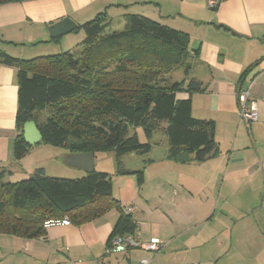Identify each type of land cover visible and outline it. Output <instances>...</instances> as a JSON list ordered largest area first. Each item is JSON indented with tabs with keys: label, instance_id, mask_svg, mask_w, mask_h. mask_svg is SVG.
<instances>
[{
	"label": "crops",
	"instance_id": "crops-1",
	"mask_svg": "<svg viewBox=\"0 0 264 264\" xmlns=\"http://www.w3.org/2000/svg\"><path fill=\"white\" fill-rule=\"evenodd\" d=\"M112 9L118 13L112 15ZM103 11L116 29L123 28L124 14L136 13L188 35L184 59L188 75H184L181 65L173 70L181 72L178 81L194 78L201 82L202 90L190 96L192 115L213 122V136L219 150L210 159L216 160L215 166L219 168L217 172L203 173L204 178L198 175L189 178L190 185L178 177L176 186L167 187L169 184L163 180V174L171 159L167 156L166 124L161 123L156 130L165 134L167 142L162 154L153 153L159 145V140L154 139V130L144 141L151 145L147 153L115 155L117 184L114 186L111 182L112 196L122 208H131L137 239L141 243L159 239L164 244L161 253L155 255L139 248L140 253L133 257L130 249L116 248L105 254L106 242L120 216L119 209L111 208L87 222L65 225L56 221L46 225V234L40 238L0 234V264H109L110 255L115 257L113 264H119L126 252L129 264H138L142 258L150 259L153 264H264V216L251 218L243 209H238L239 214L235 216V206L230 199L238 186L232 191L230 186L223 185L240 175L244 185L253 187L251 192L264 190V0H219L215 9L208 8L206 0L6 3L0 5V51L29 59L40 53L35 51L37 48L43 49L49 42H57L62 49L67 45L64 38L74 30L60 39L48 41V25L64 17L81 25ZM247 89L256 101L257 111L256 121L249 125L240 117L243 92ZM176 97L184 99L188 94L180 92ZM17 108V69L0 62L2 181L27 177L37 167H43L48 173V160L61 163L69 153L63 147L40 141L16 158ZM133 132L137 134L136 129ZM46 152L50 156L45 158L42 155ZM136 171L144 173L141 185L133 175ZM220 172L224 173V180L227 179L218 189L213 177ZM85 174L84 170L77 171V177ZM241 202L249 208V200ZM242 203L237 208L242 207ZM256 208H264V192L254 202L253 209ZM193 252L194 260H188Z\"/></svg>",
	"mask_w": 264,
	"mask_h": 264
},
{
	"label": "trees",
	"instance_id": "trees-1",
	"mask_svg": "<svg viewBox=\"0 0 264 264\" xmlns=\"http://www.w3.org/2000/svg\"><path fill=\"white\" fill-rule=\"evenodd\" d=\"M24 1L29 0H0V5ZM78 27L85 38L77 51L29 59L0 51V62L17 69L16 158L30 148L22 135L28 120L34 121L41 142L69 153L144 154L150 143L131 131L139 127L149 139L161 123L166 124L171 160L203 162L218 153L213 122L192 115L190 96L202 90L201 82L169 77L179 65L188 75L185 32L136 13L124 14L123 28L116 29L105 11ZM180 92L188 97L178 99ZM133 175L138 185L144 182L143 171ZM111 208L119 209L120 216L106 246L115 236L135 231L131 215L112 196L108 173L62 178L37 167L20 180H0V234L40 238L48 221L67 217L79 224Z\"/></svg>",
	"mask_w": 264,
	"mask_h": 264
},
{
	"label": "rangeland",
	"instance_id": "rangeland-1",
	"mask_svg": "<svg viewBox=\"0 0 264 264\" xmlns=\"http://www.w3.org/2000/svg\"><path fill=\"white\" fill-rule=\"evenodd\" d=\"M123 8H121L118 12L122 11ZM112 15L115 13H118L115 11V9L111 10ZM129 12V11H128ZM65 37V36H64ZM85 38V34L84 31L81 27L75 28L74 31L69 34L68 38H64L67 39V45H65V47H63L61 49V47L59 46V44H57V42H49L48 44H44L47 46H43V49L37 48V50L40 53H38L37 56H44V55H52V54H58L61 52H65L68 50L71 51H77L80 50L82 47V41ZM60 39V38H58ZM48 41H53L51 38ZM56 41V40H55ZM58 41V40H57ZM30 52H33L30 50ZM31 56V55H28ZM36 57V56H33ZM33 57H29V58H33ZM115 62H110L111 65H113ZM180 71H176V70H172L169 73V77L171 78V80H179L180 78ZM45 112H47V110H45ZM137 130V134H138V138L141 142L145 141V136L143 133V130L141 128H136ZM165 134L161 132V130H156V132L154 133V139L159 140V145L157 148H155L154 150V155L159 156L160 154H162L163 149L166 147L167 142L165 139ZM148 140V139H146ZM42 156H44L46 158V156H50L49 153H45ZM41 156V157H42ZM33 160V158H32ZM30 161V160H28ZM133 161V160H132ZM216 160H212V159H207L203 162H186V163H180V162H175L170 160L169 162H167L168 165V170L163 174V180L167 182V187L169 186H176V180L178 177H181V179L184 182H187L189 185V178H193L195 176H199L200 179L204 178V174L203 173H209L211 170L212 171H216V169H218L219 167L215 166V162ZM116 159H115V153L114 152H107V151H96L94 153V171L95 172H106L109 174V177L111 179V182H113L114 186L117 184V163H116ZM28 163V162H26ZM133 163V162H132ZM46 168H47V172L46 173L48 176L51 177H62V178H78L77 176V171H82V170H76L75 168H72L70 166H66L63 162L61 163H56L54 161H50L48 160L46 163ZM63 169V170H62ZM64 171H68L67 173H65ZM71 176V177H70ZM76 176V177H75ZM224 173L220 172L219 174L217 173L216 177H213V183L215 185H218V189L220 184H222V181H225L227 178H225L224 180ZM25 178V177H24ZM17 179V178H16ZM235 180H227L223 183V185L225 187L230 186L232 191H233V187L238 186V188H235V191L230 199V201L233 203V205L235 206L234 210L235 213L234 215L236 216L237 214H239L237 212L238 209H243V212H245V214H249V216L251 218H256V217H261L264 216V208H256L253 209V204L254 202H256L257 199H259V197L263 194L264 190L263 189H254L253 192H251V189L253 187H248L247 185H244V178L241 177L240 175L234 177ZM20 180V179H18ZM13 181H16L15 179H13ZM192 181V180H191ZM149 184V182H148ZM223 186V190H225ZM258 187V186H257ZM249 200V205L247 204V206H249V208L246 207V203H242L241 201H246ZM242 203L243 206L240 208H237L238 205ZM252 205V208H250V206ZM258 207V206H256ZM255 208V207H254ZM130 251H132V256L136 257L139 253H140V249L139 248H131ZM154 253V252H152ZM161 253V252H160ZM155 255H158L159 253H154ZM195 258V252H193L190 257H188V260H194ZM107 259H109V264H113L115 263V257L114 255H110L107 257ZM119 264H129L128 261V252H126L125 256L122 257V259H120Z\"/></svg>",
	"mask_w": 264,
	"mask_h": 264
},
{
	"label": "built area",
	"instance_id": "built-area-1",
	"mask_svg": "<svg viewBox=\"0 0 264 264\" xmlns=\"http://www.w3.org/2000/svg\"><path fill=\"white\" fill-rule=\"evenodd\" d=\"M207 6L210 9H215L219 3V0H206ZM244 100L241 104L240 108V117L245 122L246 125H249L251 122L256 121L257 119V111H256V101L250 94L249 89L243 92ZM123 212L126 214L131 213V208L129 206H124ZM56 221H48L45 225L53 224ZM62 224H69V220L67 218H63L60 221ZM118 249H131V248H142L148 251H152L154 253H160L163 248L164 244L157 238H152L149 240L148 243H141L135 234H126L123 236H115L110 245L106 246L105 254H109L111 250ZM138 264H153L152 261L148 258H142L138 261ZM194 264V263H189Z\"/></svg>",
	"mask_w": 264,
	"mask_h": 264
},
{
	"label": "water",
	"instance_id": "water-1",
	"mask_svg": "<svg viewBox=\"0 0 264 264\" xmlns=\"http://www.w3.org/2000/svg\"><path fill=\"white\" fill-rule=\"evenodd\" d=\"M77 27L76 23L69 17L48 25L47 32L51 39L59 38L70 33ZM22 135L25 143L30 147L36 145L42 140V135L37 129L33 120L24 122L22 126ZM63 162L74 168L82 169L87 173L94 171V153L93 152H75L68 153L62 158Z\"/></svg>",
	"mask_w": 264,
	"mask_h": 264
}]
</instances>
